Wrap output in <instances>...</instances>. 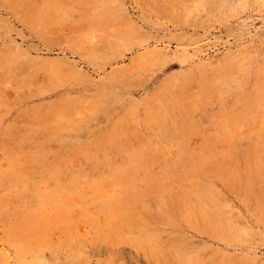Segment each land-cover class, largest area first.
I'll return each instance as SVG.
<instances>
[{
    "label": "rangeland",
    "instance_id": "1",
    "mask_svg": "<svg viewBox=\"0 0 264 264\" xmlns=\"http://www.w3.org/2000/svg\"><path fill=\"white\" fill-rule=\"evenodd\" d=\"M0 264H264V0H0Z\"/></svg>",
    "mask_w": 264,
    "mask_h": 264
}]
</instances>
